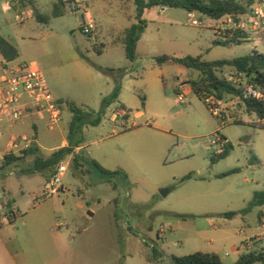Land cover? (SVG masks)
Segmentation results:
<instances>
[{
    "label": "rangeland",
    "instance_id": "rangeland-1",
    "mask_svg": "<svg viewBox=\"0 0 264 264\" xmlns=\"http://www.w3.org/2000/svg\"><path fill=\"white\" fill-rule=\"evenodd\" d=\"M60 6L62 16L55 17L47 6L45 19H36L28 27L11 21L15 30L28 34L21 45L22 59L45 75L59 98L67 126L73 114L66 104L90 109L85 103L92 102L95 90L102 89L111 104L104 119L108 133L103 137L111 134L113 110L122 104L118 95L112 98L107 94L112 76L123 89L124 104L132 108V116L123 119V127L119 122L118 127L125 131L123 141L98 142L101 135L87 137V143L94 144L81 153L85 157L83 171L70 168L68 181L78 184L76 197L88 203L84 209L77 208L72 198L62 208L59 195L42 196V175L26 173L19 180L21 175L10 174L15 167L3 162L0 264H173L172 255L203 250L207 238L191 236V230L208 229L211 222L219 225L224 214L248 209L255 191L264 190V123L247 112L239 97L227 96L222 101L223 113L225 118H233L236 110L237 119L247 123L223 122L196 95L177 102L174 85L184 67L172 62L159 65L157 57L233 60L254 50L264 53V34H249L240 45H223V38L207 28L210 20L203 14L195 12L206 27H194L188 24V11L155 6L143 14L148 28L136 60L131 61L126 57L121 27L127 26L126 14L132 7L122 12L115 5L110 16L99 18L97 33L105 45L99 53L98 41L83 33L82 16L74 14L68 3ZM99 67L116 73L106 74ZM230 72L221 75L225 78ZM198 78L192 76L189 82ZM138 112L143 115L135 117ZM216 129L231 147L226 158L213 162L218 154L213 145ZM104 150H114L112 157L123 158V170L117 175L105 176L93 163L94 157H103ZM253 158L259 164L251 165ZM204 166L207 171L202 175L216 174V179L182 181L188 175L195 178L192 170ZM235 168L240 171L220 177ZM163 190L169 193L163 196ZM259 210L254 207L228 219L231 232L255 227ZM162 238H167L166 244ZM3 243L10 248L11 257ZM258 247H262L260 242L252 248Z\"/></svg>",
    "mask_w": 264,
    "mask_h": 264
},
{
    "label": "crops",
    "instance_id": "crops-1",
    "mask_svg": "<svg viewBox=\"0 0 264 264\" xmlns=\"http://www.w3.org/2000/svg\"><path fill=\"white\" fill-rule=\"evenodd\" d=\"M61 1L62 0H5L4 2H0L1 3L0 4V35L6 38L7 40H9L17 48L19 52L18 58L10 62L11 64L25 63V60L22 59L21 45L28 36V34H26L25 32H22L21 30L17 31L11 26L13 25L11 21H13L15 25L19 26L18 24L15 23V19H14L15 14L22 10H32L33 15L30 18V20L26 24L19 26L22 28L28 27V25H31L33 21L36 19H40V20L45 19L43 16V11L46 9L47 6L52 7L53 15L56 12V10L58 14H61L63 10L56 9L57 8L56 6H59V8H61L60 6L62 4ZM87 1L90 7L92 8L93 16L97 21L98 28L100 27L99 18L100 17L103 18V16H110L111 10L115 5L122 12L131 9L132 7V11L129 13L127 12L126 14L127 17L125 21L127 20V26L124 28L123 26L121 27L123 34L122 42L124 44V37L126 30L138 22L137 8L133 0H116L115 4L110 2V0H87ZM79 21L81 24L82 19L79 18ZM144 35L145 33L143 34V36ZM143 36L138 42V46L139 43L142 41ZM98 43L99 46L96 47V49H100V51H102V49L104 50L105 45L101 39V35H98ZM0 59H3V57L0 56ZM193 71L194 70L187 69L185 67L179 69L180 77L178 78V81L174 85V91L176 92V94L180 91V88L183 84L189 82L190 77L193 76L197 78L200 76V73L198 71H196L197 72L196 75L192 73ZM115 73L116 72H114L113 74ZM113 78L114 77L112 76V78H109L110 80L108 79L109 82L106 89L107 94L110 95L112 98L114 97L117 88V83L115 81L116 78L114 79ZM162 82H165L164 78H162ZM191 96H193V94H191L189 98H191ZM56 98L59 99L58 97ZM118 100L122 102L121 106L128 111V116L124 118V120H129L132 116V108L124 104L125 100L123 99V89H120V92L118 94ZM176 100L177 102H179L178 99ZM85 104L87 107L91 106L89 107L90 109H87L86 111L89 110L88 112L93 113L94 121L83 128V135L81 140L82 143L80 145H76L75 143L71 142L69 139V128L72 119L68 123L69 124L68 126L64 118L62 124L59 127L52 128L48 123L47 116L37 112L32 108H26V113L24 117L16 122L13 121L11 114L8 112H3L0 118V150L1 151L8 150L14 138L26 137V138H34L35 140V142L32 144V147L36 149L33 154L24 155L22 154L23 151L20 152L16 151L12 154V156H15L19 159L12 162L9 165H5V166L15 167V169L11 171L10 173L11 175L19 174L21 175L19 180H22L24 178V174L26 173H29L31 175L40 174L42 175V184L44 187L47 179H49L53 174V171L57 166V164L66 163L68 165V171L63 177L64 191L62 194L58 196L59 199L61 200L60 202L62 204V208H65L66 201L69 200L70 198L73 199L72 201L76 202V207L79 209H84L86 206H88V203L85 200L83 199L80 200V198L76 197L75 193L80 191L78 184L75 181L73 182L68 181V173L72 166L81 172L84 169L83 161L85 157L83 158L81 153L84 150L88 149L90 146H92V144H94V143L88 144L87 137H92L94 135H101L102 138L99 139L98 142L111 140V139H115V141L120 142L123 141V133L125 132L123 131V128L118 127L120 121H122L120 126L123 127V118L112 115L110 119L111 134L107 135L106 137H103L104 132L105 133L107 132L106 127H108L107 126L108 124L104 121L105 113H107L110 110L111 104L109 102V98L104 95L102 89L95 90V96L93 101L87 102ZM66 105L69 109V105L68 104ZM236 112H237L236 110L232 112V114L234 115L233 117L234 121L240 123H247L246 120H244L243 122L239 121V119H237V116L234 114ZM142 115L143 112H138L135 114V117H140ZM71 116L73 118V115ZM218 130L220 129H216L215 131H213V133L215 132L219 133L217 132ZM63 148H70L72 152L66 155L65 158L61 159L60 162L57 163L56 165L46 166L45 161L51 158L54 152ZM118 150L122 151L120 146ZM114 152L115 151L112 150V152L108 153L107 150H104L102 153L103 157L101 158L94 157L93 163H97L101 168L110 172L123 170V158L112 157L115 155ZM86 159H91V158H86ZM2 164L3 162L0 163V169L2 167H5L2 166ZM109 164L115 167H110ZM206 171H207L206 166L200 169L192 170V173L196 172V175L195 178H190L189 181H195V182L206 181L207 180L206 178H209V180L212 181L216 179V177L218 176L216 174L213 175L211 174L209 175V177H204V175L202 174L203 172ZM5 192L7 193V191ZM256 192L257 191H255V193ZM15 209L17 210L16 206ZM89 213L92 215L90 210ZM263 215H264V206H260V210L258 212V224H256L255 227H250V226L242 227L238 232L235 233L231 232V228L228 225L232 221H229L228 220L229 218H225V220L221 221L219 225H216L214 222H211L208 226V229L191 230L190 234L191 236H199L200 239H202L203 237L207 238V241L202 244L204 246V249L199 252L216 253L220 255V257L222 258L225 264L227 259L231 260L229 264H234L239 259L240 255L244 252L241 246L245 241V239L258 236L264 232ZM3 226L4 224L0 221V229L3 228ZM161 240H162V244H166L167 238ZM2 245L5 252L8 255L10 254L11 257L10 248L6 246V244L4 243Z\"/></svg>",
    "mask_w": 264,
    "mask_h": 264
},
{
    "label": "trees",
    "instance_id": "trees-1",
    "mask_svg": "<svg viewBox=\"0 0 264 264\" xmlns=\"http://www.w3.org/2000/svg\"><path fill=\"white\" fill-rule=\"evenodd\" d=\"M133 2L137 8L138 22L126 30L124 37L126 57L131 61L136 60L138 42L148 27V22L143 19V14L145 10L151 7L160 6L165 9H184L188 12L195 11L212 19H219L226 14H233L238 18L245 14L248 10V5L244 0H133ZM61 3L64 4L65 2L61 1ZM56 7V9H61L59 6ZM62 15L63 11L61 14H58L57 10L54 13L55 17ZM247 36L248 35H244L242 32H239L232 39L223 36L217 37L223 38V42L221 43L223 45H240L245 42V38ZM0 50L4 59L8 62L16 60L19 56L17 48L1 35ZM97 51L101 53L100 49H97ZM168 62L176 63L187 69L198 71L200 73L199 78L191 82L196 91H206L210 94H214L221 101L225 100L227 96L239 97L243 105H245L248 113L251 115H257L261 120L264 119V102L255 99H243L241 91L230 84L221 75L228 69L231 72L234 71L243 73L248 78L249 82L254 83L264 93V53L254 50L245 56L238 57L233 60H219L211 62L204 60L203 56L177 57L163 55L157 57V63L159 65H163ZM99 69L106 74L116 72L111 68L99 67ZM119 90L120 86L117 85L115 96L118 95ZM145 100V97H142V101L145 102ZM68 105L73 114V119L69 128V139L76 145H80L82 143L83 128L94 121L93 113L88 112L75 104ZM234 114L236 115V113ZM230 147V144H227L224 152L217 154L214 158H212V161L215 162L218 159L226 158L230 154ZM35 150L36 149L31 147L28 150H24L22 154H33ZM71 152L72 150L70 148H63L54 152L51 158L45 161L46 166L56 165L61 159L65 158V156ZM18 159L19 158L12 155L8 156L5 160V165H9ZM256 164H259L258 159L253 158L251 165ZM95 165L98 167L97 163H95ZM99 171L103 175L110 177L119 173L118 171H106L100 166ZM239 171V168H235L227 173H224L220 177H227L232 174H236ZM190 178V175L185 176L182 178V181H186ZM260 206H264V190L257 191L255 193L254 199L250 202L248 209L242 212H229L224 214V217L232 219L240 213L249 212L254 207ZM171 259L173 264H225L220 255L216 253L195 252L183 256L172 255ZM234 264H264V247H258L251 251L243 252Z\"/></svg>",
    "mask_w": 264,
    "mask_h": 264
},
{
    "label": "built area",
    "instance_id": "built-area-1",
    "mask_svg": "<svg viewBox=\"0 0 264 264\" xmlns=\"http://www.w3.org/2000/svg\"><path fill=\"white\" fill-rule=\"evenodd\" d=\"M4 1L0 0V2ZM244 1L248 5V10L245 14L238 18L233 14H226L219 19L209 18L211 26L210 28L207 26V28L215 36H223L229 39L235 37L239 32H242L244 35L264 34V0ZM64 2L70 5L74 14L82 16L83 22L81 28L83 29V33L97 43V24L87 0H64ZM32 15V10L19 11L15 14V23L24 25L30 20ZM188 18L189 25L206 27L196 17L195 11L189 12ZM0 56L3 57L1 50ZM225 79L241 91L243 99H255L264 102V93L254 83L249 82L243 73L233 71L227 74ZM191 94L198 96L206 104L209 111L216 117L221 118L223 122H234L233 118H225L222 109L223 102L221 100L214 94L206 91H196L189 82L181 86L180 91L177 93V99L179 102L185 101ZM26 108H32L46 115L48 123L52 128L59 127L64 120L59 99L52 93L45 75L40 70L26 63L11 64L4 60L3 57V59H0V118L3 112H8L11 114L14 122L19 121L24 117ZM127 115L128 111L122 106L113 110V116L124 119ZM261 122L264 123V119ZM34 142V138H14L8 150H0V163L5 162L6 158L16 151L20 152L30 149ZM227 144V140L220 133H216L213 145L218 147V154L224 152ZM67 171L68 165L66 163L57 164L53 174L44 185L42 196L52 197L60 195L64 191L63 177ZM16 212L12 213L15 217ZM4 221H8V218H4ZM256 242H260L262 247H264V232L258 236L246 238L241 248L244 252L251 251Z\"/></svg>",
    "mask_w": 264,
    "mask_h": 264
},
{
    "label": "water",
    "instance_id": "water-1",
    "mask_svg": "<svg viewBox=\"0 0 264 264\" xmlns=\"http://www.w3.org/2000/svg\"><path fill=\"white\" fill-rule=\"evenodd\" d=\"M168 193H169V190H163V191H162V195H163V196H166Z\"/></svg>",
    "mask_w": 264,
    "mask_h": 264
}]
</instances>
